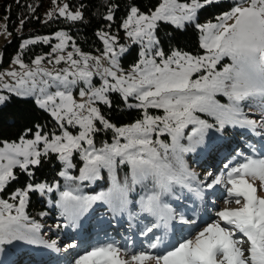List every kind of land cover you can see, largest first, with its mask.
<instances>
[{"label":"snow or ice","instance_id":"6c2138e0","mask_svg":"<svg viewBox=\"0 0 264 264\" xmlns=\"http://www.w3.org/2000/svg\"><path fill=\"white\" fill-rule=\"evenodd\" d=\"M213 2L216 0H203V3L201 0H191L190 4L162 0L150 16L140 14L136 7H131L123 27L130 38L144 46V50L140 53L141 60L133 67V74L118 76L110 69L104 70V75L112 77L114 84H109L104 79L102 87H92L93 72L89 71L91 66L88 63L91 58L86 55L80 54L82 67L81 61L73 59L72 52L66 58L57 57L56 63L66 60L73 70H65L64 76H53L49 72L41 74L53 82H59L64 90L50 94L46 88H40L41 95L36 103L40 108L50 110L61 127L66 121L68 125L78 126L80 131L77 135L64 131L62 135H53L51 139L37 131L33 140L21 137L19 143L4 142L0 147V192L17 178L14 168L18 167L31 176L29 166H38L41 156H47L51 152L57 154L68 169L74 167L73 152H78L84 161L80 176L71 177L67 171H62L61 176L68 180L94 181L100 178L101 170L105 169L112 177L113 186L107 193L100 192L91 196L74 194L73 190L61 192L59 206L67 218L74 220L97 201L115 202L116 210L123 211L129 203L127 192L130 189L127 181L123 186L117 181L116 169L125 164L131 168L132 185L153 180L155 190L141 198L142 211L160 215L161 218L170 216L173 210L169 205L162 204L161 196L170 191L173 184L190 187L185 181L195 179V175L187 170L182 160V154L192 150L180 143L185 138L184 129L193 125L187 139L191 141L193 137H198L196 143H200L207 130L214 127L196 113L213 117L221 129L228 124L252 129L264 127V123L247 118L240 108L241 101L249 98L258 97L264 101V0H243L248 7L237 4L231 12L218 17V24H198L197 27L204 33L200 46L206 50L205 56L193 57L173 51L170 56L165 57L163 51H154L158 43L154 35L157 21L170 22L183 28L186 22L195 21L197 11L204 4ZM58 11L60 16L66 15L72 21L82 18L79 12H68L67 4ZM106 18L111 20L112 16L108 15ZM231 19H235V23L228 25L227 21ZM56 38L60 43L53 50L63 51L69 38L63 32L57 33ZM102 39L105 43V55H110L115 67L117 53L109 43L110 38L104 35ZM36 42L27 40L24 45ZM43 42L48 43V38L45 37ZM124 51L121 48V52ZM77 53L79 54V50ZM156 57L160 58L159 62ZM224 57L230 58L232 63L217 71L216 66ZM16 63L20 61L17 60ZM34 63L38 66L41 59L38 58ZM96 66L99 68V60L96 61ZM20 67L25 66L20 63ZM196 73L203 74L193 79ZM7 75L16 77L18 74L10 72ZM36 75L37 72L28 70L17 80L15 86L4 87L18 95L35 94ZM69 76L88 85V91L80 92L82 99L87 96L86 103H77L73 99L68 89L70 85L77 83V79L70 80ZM29 81L31 88L24 89ZM43 83L53 86L48 81ZM109 91H119L125 99L134 96L139 103L131 106L144 109V119L130 126L115 128L98 108L91 106L96 101L110 106L106 96ZM217 95L227 97L229 104H221L215 98ZM5 99L6 97L0 96V104ZM261 107L264 109V103ZM148 108L162 109L164 115H148ZM96 121L105 129L111 128L116 133L112 144H105L99 149L95 147L92 138L94 133L100 131L96 127ZM154 134L157 137L167 134L171 137V144L160 139L153 140ZM121 139L125 142L121 143ZM41 143L43 152L37 148ZM169 152L179 165V172L167 162ZM256 181H259L258 187L255 186ZM214 183L219 184L221 180L216 178ZM227 183L231 185L228 196L235 199L226 200V203L242 204L237 209L217 213L227 227L221 226L219 222L211 223L199 231L195 239H186L160 255L147 251H125V255H130V260H122L121 249L108 244L79 256L75 264H151L152 261L155 264H264V198L257 195L258 191H264V158L246 157L245 162L228 172ZM33 191L43 194L45 191L52 192L53 188L45 184H28L25 190H17L11 197L13 200L19 198L18 205L0 199V245L11 244L13 241L38 242L35 233L38 232L39 225L33 222L29 227L26 224L29 220L25 212L27 197ZM151 231L152 227H149L147 232ZM243 237H246L249 244L247 254L242 247L245 243ZM55 245L56 242L52 241L47 246ZM72 247L73 244L67 245V248ZM149 247L155 249L157 243H152Z\"/></svg>","mask_w":264,"mask_h":264},{"label":"trees","instance_id":"16d2710c","mask_svg":"<svg viewBox=\"0 0 264 264\" xmlns=\"http://www.w3.org/2000/svg\"><path fill=\"white\" fill-rule=\"evenodd\" d=\"M160 1L0 0V19L5 18L6 29L10 34L9 39L0 47V65H9L17 54L23 62L30 64L37 56L50 53L54 39L50 38L48 43H44L41 37L52 36L59 30L66 32L70 41L79 51L89 54L100 53L103 50L100 33L116 37L115 44L123 42L124 30L121 28V23L127 17L131 7H136L139 13H148L155 9ZM242 1L216 0V2L204 4L197 11L195 21L186 22L183 28H178L170 22L158 21L154 33L155 39L158 41L156 46L164 52L165 57L170 56L173 51L199 57L206 50L200 46L202 32L197 25H203L208 21L219 22L218 17L230 12ZM177 2L190 3L191 0H177ZM65 4L68 5V12L72 14L79 12L82 18L72 21L66 15L60 16L58 7H63ZM50 14L51 18H49ZM108 15L112 16L111 20L106 18ZM37 38L40 39L37 40ZM35 39L36 43L24 45L25 41ZM138 59V45L133 43L121 54L119 62L124 69H127L135 65ZM227 59L229 58L224 57L217 64L216 69H221V66L228 62ZM107 99L110 101V106L97 102L95 107L115 128L141 121L145 115L142 108L132 107L116 91L108 92ZM217 99H222L221 95H217ZM255 99H257L256 102L252 101V98L241 101L240 105L242 106L240 107L245 108L243 114L246 117L252 113L251 109L262 108L261 105L264 101L258 97ZM147 113L162 114L163 111L148 108ZM201 115L200 118L208 119L211 124L212 118ZM95 124L100 129L92 137L95 147L101 148L105 144L112 143L116 138L114 130L105 129L99 121H96ZM193 127V125H189L184 129L185 138L180 143L192 149L182 154V160L187 170L195 175V179L185 181V184L190 187L173 184L170 191L161 196L162 204L169 205L175 212L194 211L199 208L200 210L204 208L207 211L211 201L221 198V193L217 189L218 184L212 190L207 188L212 180L207 176L213 175L214 170H223L225 166L233 164L237 155H235L236 153L232 154L231 150L238 145L240 146H238L240 149H237L239 152L243 149L253 153L254 150L250 145L253 142L250 140V136L237 128L218 129L214 126L207 130L200 143H196L198 137H193L191 141L187 139ZM37 131L52 138L53 135L60 132V126L47 110L40 108L35 103L32 97L8 94L5 101L0 104V147L4 142L19 143L21 137L29 140ZM169 137L165 134L160 136V140L170 143L171 138ZM153 140H155V134ZM244 141H248V143H242ZM255 143L258 145L257 142ZM259 148L260 146L256 150ZM167 162L179 172V165L171 152L168 154ZM72 163L74 167L64 169L57 154L50 152L47 156H41V163L38 166H29L31 176L18 167L13 169L17 178L10 181L4 191L0 192V196L4 200H13L11 199L13 194L17 190H25L28 184H45L51 186L53 191H45L43 194L39 191L28 193L25 212L29 217L28 221L39 225V230L35 233V239L38 242L13 241L11 244L0 245V264H71V258L89 251L90 246L104 242V244L120 245L121 237L118 236L123 234H126L130 242H135L147 228H153L154 225L158 230L154 236H158L161 240L172 238L168 232H177V227L168 216L161 218V223H157L154 214L142 211L141 198L155 190L153 180L149 179L143 184L132 185L131 168L126 164L119 165L116 169L117 181L122 186L127 181L130 189L127 192L129 203L123 211L116 210L113 204L111 207L99 210L91 209L88 214L83 217L80 214L74 220L67 218L62 214L63 209L59 206L61 192L73 190L91 196L100 192H108L113 186L112 177L105 169L101 170L100 178L94 181L65 179L60 175L62 171H67L71 177H78L81 159L76 152L72 154ZM220 165L222 166L220 167ZM218 174H220L219 178L225 176L222 171H219ZM159 217L161 216L159 215ZM126 222L129 223L128 228H120V225L122 226ZM106 226L109 228H112L111 226L118 227L114 231L112 229L109 231L106 230L107 228L105 229ZM180 231L181 234H187L184 229ZM145 233L147 234V232ZM64 240L72 241V244L74 241L77 242L70 253L62 254L59 250L60 242ZM52 241L56 242L55 247H48L47 245ZM167 243L170 246H176L174 242ZM164 244L162 241L161 246ZM168 245L166 244L164 247H168Z\"/></svg>","mask_w":264,"mask_h":264},{"label":"rangeland","instance_id":"374dc122","mask_svg":"<svg viewBox=\"0 0 264 264\" xmlns=\"http://www.w3.org/2000/svg\"><path fill=\"white\" fill-rule=\"evenodd\" d=\"M161 3H162V0L156 6L155 9L151 10L148 13H140V14H145V15H149L150 16L153 12L156 11V9L158 8V6ZM178 3H181V2H178ZM239 4L241 6H243V7H248L249 6L247 3H244L243 1L240 2ZM59 8H61V7H58V10H59ZM129 15H130V11H129L127 17ZM127 17L125 18V20L127 19ZM125 20H123V22L121 23V28L124 30L123 42H119L118 44H115L116 37L100 33V39H101V41L103 43V50H102V52L97 53V54H89V53H84V52H81V51H79V54H78L77 53L78 49L70 41V39H68L66 41V45H65L63 51H59V50L54 51L53 50L54 47L57 44L60 43V40L56 38V34L60 33V32H63V33L66 34V32L64 30H59L56 33H54L52 36L41 37V39H44L45 37L48 38V41H50V38L54 39L53 47H52L50 53L37 56L30 64H27V63L23 62L21 60L20 56L17 54V55L14 56V58L12 59V61L10 62L9 65H7V66H1L0 65V77H2V79H0V96L7 97L8 94H14V95H17V96H20V97L29 96V97H32L33 100L36 103L37 98L40 97V95H41V93L39 91L40 88H46L47 92L50 93V94L56 92L57 90H64L63 86L59 85V82H53L49 77L43 76L41 73L49 72V73H52L53 76H55L57 74H59L60 76H64L65 75V70L72 71L73 69L70 67V62H67L66 60L65 61H61L60 63H56L55 62L57 57L64 56L66 58L67 54L69 52L73 53V59L81 61V67L83 66V61H82V57H81L80 54L86 55V56L91 58V59L88 60V63L91 66L89 68V71L93 72V76L91 78V85L94 88L102 87L104 79H107L109 84H114L115 83V81L113 80L112 77L104 75V70L105 69H110L111 71L116 72L118 76H128V75L133 74L134 65L130 66L127 69H124L120 65L119 57L123 53V52H121V48H124L126 50L130 45H132L133 43H136L138 45V51H139V59L136 62V64H138L139 61L142 58L140 53L144 50V46L141 43L134 41L132 38H130L127 35V31L123 27V24H124ZM219 22L208 21V22H205L203 25H206L208 23L218 24ZM233 23H235V19H231V20L227 21L228 25H231ZM5 26H6V22H5V18L3 17V18L0 19V47L10 37L9 32L5 31ZM104 35H106L107 38H110L109 39V43L112 44L113 50L115 51V53H117V56L115 57V60H116V66L115 67L113 66V64L111 62L110 55L109 56L105 55V43H104V39H102V36H104ZM202 35H204V33L200 34V44H201V36ZM67 37L69 38L68 35H67ZM111 38H114V39H111ZM38 39H40V38H37V40ZM116 46H117V48H115ZM157 49L159 50V48L155 45L154 51L157 50ZM206 54L207 53L205 52V53H203L200 56H205ZM38 58L41 59V63L37 66L34 62ZM156 59H157V62H159L160 58L156 57ZM17 60H19L20 63H22L25 67L21 68L20 67V63H16ZM97 60H99V68H97V66H96V61ZM0 61H1V56H0ZM227 61L228 62L225 63V65L221 66V69H216V70L220 71V70L223 69L224 66L229 65V64L232 63L230 58L227 59ZM28 70H32L34 72H37V75L35 77V79H36V92H35V94L18 95L16 92H10V91L7 90V88L4 87V85L15 86L16 83H17V80L23 75V73H25ZM10 72H15L18 75L16 77H12V76L7 75V73H10ZM202 74L203 73H196V75L193 76V79H195L197 76H200ZM69 79L70 80L71 79H77V83H75L74 85H70L69 89H68L71 92V94L73 96V99L77 103H86L87 102V96H85L82 99L81 96H80V92L82 90L83 91H88L89 90L88 89V85L85 84L84 81L79 80L78 78L73 77V76H69ZM43 81H48L49 84H51L53 86L49 87L46 84H44ZM57 85H59V87ZM29 88H31V81H29L26 85H24V89H29ZM109 92H111V91H109ZM116 92H118L124 98V96L121 94V92H119V91H116ZM107 94H108V92L106 93V96H107ZM221 97H222V99H217V96L215 98L221 104H224V105L229 104V100H228L227 97H224V96H221ZM125 100H127L128 103L131 104V105H136V104L139 103V101L136 100L134 96H128L127 99H125ZM254 100L256 102L257 99L252 98V101H254ZM97 102H99V101L94 102L91 106L95 107V104ZM240 106H242V105H240ZM249 107H250V105H249ZM240 108L242 109V112H244L245 108L244 107H240ZM49 109H51V105H49ZM152 109H155V108H152ZM157 110H162V109H157ZM47 111L51 115V111L50 110H47ZM251 112L252 113L250 115H247V118L252 119V120H256V121H258L260 123H264V109H262V108L251 109ZM201 114L204 117L212 118L211 124H213L218 129H221V128H219L218 122L213 117L207 116V115H205L203 113H196V115H198L199 117H200ZM148 115H151V116H163L164 112L162 114H151V113H149ZM143 119H144V117L142 118V120ZM201 119H204V118H201ZM205 120H207V122L210 123V121L208 119H205ZM58 124L60 126V132L55 134V135H62L64 131H68L72 135H77L79 133V131H80V128L78 126L68 125L66 123V121L64 122V126L63 127H61L60 123H58ZM127 126H130V125H127ZM123 127H126V126H123ZM225 127H234V128H237L238 130L244 132L245 134L249 135L250 138H251L250 140L253 141L252 144L250 143V145L252 146V148L254 150H253V153L247 152V151H245L243 149L241 150V152H239V150H237V149H240V148H238V146H239L238 145L236 148L231 150L232 154L236 153L235 155H237L235 157V162H233V164H229L228 166H225V168L223 170H214L215 172L213 173V175L212 174L208 175V176L206 175L208 178L209 177L212 178V180L210 181L211 183L209 182V184L207 186V188L212 190L215 187V185H216L214 183V180L216 178L220 177V174H218V172L222 171L224 173L225 176H223L222 178H219L221 180V183H219L217 185L218 186L217 189H219V191L221 193V196H220L221 198H218V200H217V198H215V200L211 201L207 211L204 208H202L201 210L199 208L197 210L195 209L194 211H191V210L185 211L184 210V211H178V212H175L172 209L173 212L168 217L171 219V222L174 223L175 226L177 227V232L174 231L175 234L172 233V232H168L170 237H172L169 240L168 239L161 240V239H159L158 236H154V234L158 232L157 226L153 227L151 232H147V230H145L143 232V234L140 235L141 237L139 238V240L135 241L136 243L135 242H130L129 239L127 238L126 234H123L122 236H118L119 238L121 237L120 238L121 239L120 240L121 244L120 245L119 244L118 245L117 244L116 245L113 244V245L118 247L119 249H121L120 258L122 260H130V255H125L124 254L125 251H127L128 253L147 251V252H150L153 255L163 254L164 252H166L168 250H171L174 247V246L168 245L169 243H167V242H170V243L174 242L176 244V246H178V244L180 242H183L186 239H190V238L191 239H195V236H196V234L199 231L203 230L204 227H206L209 224L214 223V222H219L221 224V226L227 227V225H225L224 222L222 220H220V217L217 215V213L219 211H223V210H234V209H237L239 207H242V204L241 205H237L235 203H226V200L235 199L234 197H229L228 196V191L231 188V185L227 183L228 172L233 167H237V166H239V164L245 162V158L246 157L264 158V127L257 126L255 129H252V128H249V127H242L240 125H232V124L225 125L223 128H225ZM34 138H35V135L29 140H33ZM169 138H171V137H169ZM49 139H51V138H49ZM156 139H161V138H160V136L157 137L155 135V140ZM114 140L112 141V143L114 142ZM120 142L124 143L125 141L123 139H121ZM255 142H257L258 145ZM112 143H110V144H112ZM242 143L245 144V143H248V141H244ZM168 144H171V142L168 143ZM258 146H260V148L256 150V148H258ZM85 147H86V145H85ZM37 148H38V150L43 152V144L42 143L37 145ZM97 149H99V148H97ZM76 153L78 154L79 159H81L80 158V154L78 152H76ZM83 166H84V161L81 159V167L79 168L78 177L80 176V169L83 168ZM221 166L222 165H220V167ZM63 167H64V169H66L64 164H63ZM209 185H212V186L209 187ZM255 186H257V187L259 186V181L255 182ZM105 193H107V192H105ZM74 194L89 196L86 193H80V192L78 193L76 191L74 192ZM257 195L260 196L261 198H264V191H258ZM196 198L199 199L198 196H196ZM0 199H3V198H1V196H0ZM6 201H8L9 203H12L13 205H18V200L17 201L6 200ZM113 204H115V202L106 203L104 201H97V202L93 203L86 211H84L81 214V217H83L85 214H88L89 210H91V209H98L99 210V209H102V208H107L108 206L111 207ZM13 214H15L14 210H13ZM155 219H156L157 223L158 222L161 223V217H159V215H155ZM184 221H188V223H185ZM26 224H27V226L30 227L32 222L31 221H27ZM128 224L129 223L126 222V224L124 223V225H122V226L120 225V228H122V227L123 228H125V227L128 228ZM111 227L112 228H109L108 226H106L105 229L107 228L106 230H109V231L112 229L114 231L115 229H117L118 226H115V228H113V226H111ZM130 228H132V227H130ZM183 229L185 231H187V234H185V233L181 234L180 230H183ZM145 232H147V234ZM237 235H242V234L237 233ZM176 236H177V238H176ZM243 239L245 240V243L242 245V247H243V249L245 250V252L247 254V249L249 248V244L247 243L246 237H243ZM68 240H64V241L60 242V249L59 250H60V252L62 254H64V253L67 254L68 252L70 253V250L73 248V247L72 248H67V245L72 244V241L70 242ZM162 241H164V243H165L164 246L167 244L168 247L167 246L166 247L161 246ZM75 243H77V242L74 241V244H73L74 247L77 245ZM104 243H100L98 245L96 244V245L90 246L91 249L89 251H87V252H90V251H92L93 249H95L97 247H102L101 245H103V246L108 245V244H104ZM152 243H157V247L155 249H152V248L149 247V245L152 244ZM159 245H160V247H159ZM66 248H67V250H65ZM87 252H85V253H87ZM85 253H83V254L81 253V254H79V256L84 255ZM79 256L71 258L70 263L71 264H75V260L78 259ZM151 264H155V261H152Z\"/></svg>","mask_w":264,"mask_h":264}]
</instances>
